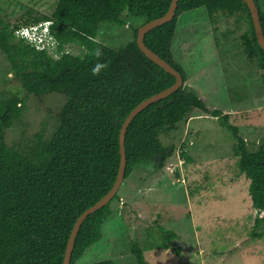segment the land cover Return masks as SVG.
I'll return each instance as SVG.
<instances>
[{
  "label": "trees",
  "instance_id": "16d2710c",
  "mask_svg": "<svg viewBox=\"0 0 264 264\" xmlns=\"http://www.w3.org/2000/svg\"><path fill=\"white\" fill-rule=\"evenodd\" d=\"M257 5L258 1L255 0ZM171 0H58L50 15L31 14L25 24L51 20L56 38L54 51L38 49L15 34L18 25L0 18V49L29 93L42 96L60 92L65 102L57 114V126L49 139L37 132L27 143L8 144L5 130L25 111L19 95L0 96V264H62L64 251L77 216L112 186L119 167V132L129 111L149 95L169 86L175 76L148 58L139 48L138 26L166 12ZM205 6L211 21L220 15H236L248 23L241 35L245 51L264 68V49L259 45L249 8L244 0H178L169 21L144 34L145 44L170 62L184 83L169 95L151 102L130 121L125 134L124 179L147 159L168 156L160 134L175 128L193 114L217 116L234 138L233 154L238 171L249 178L251 207L263 212L254 226H264V143L254 150L230 122L229 113L211 107L185 84L184 73L172 58L171 45L182 11ZM259 15L264 32V12ZM142 19L132 38L111 47L96 38L101 23L125 24L126 18ZM77 46L78 52L71 47ZM70 47V49H69ZM190 159V156L183 152ZM123 179V180H124ZM123 182V181H122ZM121 186V184H120ZM120 186L111 200L88 214L80 225L70 264H78L85 250L103 236L105 220L114 213ZM160 246L179 248L169 241L177 233L159 228ZM261 237V232H252ZM131 252L135 264H151L140 242ZM86 264H114L102 258Z\"/></svg>",
  "mask_w": 264,
  "mask_h": 264
},
{
  "label": "rangeland",
  "instance_id": "374dc122",
  "mask_svg": "<svg viewBox=\"0 0 264 264\" xmlns=\"http://www.w3.org/2000/svg\"><path fill=\"white\" fill-rule=\"evenodd\" d=\"M58 0H0V18L25 25L33 15L52 14ZM264 12V0H257ZM122 25L101 23L96 38L111 47L130 40L142 19ZM44 19H41L42 21ZM248 23L236 15L211 21L205 6L178 14L172 58L184 73L186 86L211 107L229 113V120L254 150L264 143V68L244 49ZM78 52V47H71ZM70 49V47H69ZM19 95L25 103L21 118L5 130L8 144L27 143L37 132L49 139L65 102L60 92L36 96L27 92L0 49V96ZM171 153L137 164L120 186L114 213L103 236L88 247L78 264L110 258L114 264H135L131 246L141 244L151 264H264V226H254L249 178L238 171L235 143L217 116L193 114L160 134ZM186 152L190 159H187ZM172 228L169 241L179 252L160 246L159 228Z\"/></svg>",
  "mask_w": 264,
  "mask_h": 264
},
{
  "label": "water",
  "instance_id": "95a60500",
  "mask_svg": "<svg viewBox=\"0 0 264 264\" xmlns=\"http://www.w3.org/2000/svg\"><path fill=\"white\" fill-rule=\"evenodd\" d=\"M249 8L252 21L254 24V29H255V34L257 41L259 45L264 49V32L260 20V15H259V8L255 0H244ZM178 0H171L168 9L166 12L160 16L154 17L145 23L141 24L138 26L137 29V35H136V41L141 49V51L151 60L156 62L158 65H160L162 68H164L166 71L169 73L173 74L175 76V80L172 84L169 86L161 89L158 92H155L148 97L144 98L141 100L139 103H137L126 115L124 118L121 127H120V132H119V152H120V162H119V167H118V172L116 175V178L110 187V189L103 194L98 200H96L94 203H92L90 206L85 208L76 218L72 229L70 231L66 248L64 251V256H63V262L62 264H70V258H71V253L72 249L74 246L75 238L77 235V232L80 228L81 223L85 219V217L90 214L91 212L97 210L104 204L108 203L111 198L116 194V192L119 189L120 184L122 183L124 179V174H125V168H126V149H125V134L127 127L132 120V118L143 108H145L147 105H149L151 102L156 101L160 98H163L170 93H172L174 90L178 89L180 86L183 85L184 80L182 73L176 69L170 62H168L166 59L161 57L158 53L153 51L151 48H149L145 42H144V34L146 31L151 29L154 26H157L163 22L169 21L173 18V16L176 13V8H177Z\"/></svg>",
  "mask_w": 264,
  "mask_h": 264
},
{
  "label": "built area",
  "instance_id": "2783aa9c",
  "mask_svg": "<svg viewBox=\"0 0 264 264\" xmlns=\"http://www.w3.org/2000/svg\"><path fill=\"white\" fill-rule=\"evenodd\" d=\"M50 25V19L20 25L15 29V34L27 39V41L31 42L38 49L46 48L52 52L58 41L51 32Z\"/></svg>",
  "mask_w": 264,
  "mask_h": 264
}]
</instances>
